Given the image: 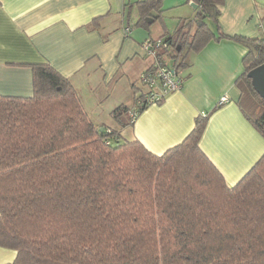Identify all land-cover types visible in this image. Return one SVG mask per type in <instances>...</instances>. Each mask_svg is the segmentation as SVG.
<instances>
[{
    "label": "trees",
    "instance_id": "trees-1",
    "mask_svg": "<svg viewBox=\"0 0 264 264\" xmlns=\"http://www.w3.org/2000/svg\"><path fill=\"white\" fill-rule=\"evenodd\" d=\"M192 2L194 33L179 25L164 39L161 63L179 72L184 50L211 38L243 44L238 106L264 137V100L247 78L264 63V39L214 35L204 20L217 23L223 0ZM136 9L139 27L162 11L160 0ZM31 68L32 96L0 95V247L16 252L7 264H264V154L229 188L198 145L209 114L155 155L95 125L48 64ZM140 97L111 112L120 129L146 107L135 105Z\"/></svg>",
    "mask_w": 264,
    "mask_h": 264
},
{
    "label": "crops",
    "instance_id": "crops-1",
    "mask_svg": "<svg viewBox=\"0 0 264 264\" xmlns=\"http://www.w3.org/2000/svg\"><path fill=\"white\" fill-rule=\"evenodd\" d=\"M140 1L0 0V95L32 96L31 66L48 64L71 83L95 125L136 139L155 155L180 144L195 118L209 114L198 145L231 188L264 154V137L238 106L235 82L247 54L243 44L211 38L198 51L185 49L179 90L146 106L131 126L120 129L111 116L119 106L132 107L142 91L139 76L153 61L142 43L167 39L181 24L189 36L197 27L192 0H175L173 30L166 18L157 20L161 11H151L154 27L138 28L134 5ZM204 22L214 35L264 39V0H223L217 23ZM222 96L226 101L218 103ZM15 256L0 247V264Z\"/></svg>",
    "mask_w": 264,
    "mask_h": 264
},
{
    "label": "built area",
    "instance_id": "built-area-1",
    "mask_svg": "<svg viewBox=\"0 0 264 264\" xmlns=\"http://www.w3.org/2000/svg\"><path fill=\"white\" fill-rule=\"evenodd\" d=\"M168 43L162 39H149L142 43V48L151 59V65L140 74L139 84L142 87L141 97L135 101V105L148 106L158 104L164 97L180 89L183 79L178 71L172 66L162 64L159 58V51L166 49ZM226 97L219 98L218 103L226 101ZM135 110H131L129 116L134 118Z\"/></svg>",
    "mask_w": 264,
    "mask_h": 264
},
{
    "label": "water",
    "instance_id": "water-1",
    "mask_svg": "<svg viewBox=\"0 0 264 264\" xmlns=\"http://www.w3.org/2000/svg\"><path fill=\"white\" fill-rule=\"evenodd\" d=\"M193 8H196L195 3H191ZM155 16L154 12H150L148 17L145 19L146 23H151L153 17ZM247 78L250 79V83L254 91L259 95L261 99L264 100V63L251 69L247 73Z\"/></svg>",
    "mask_w": 264,
    "mask_h": 264
},
{
    "label": "rangeland",
    "instance_id": "rangeland-1",
    "mask_svg": "<svg viewBox=\"0 0 264 264\" xmlns=\"http://www.w3.org/2000/svg\"><path fill=\"white\" fill-rule=\"evenodd\" d=\"M164 2V3H163ZM175 3V0H165V1H163V0H160V5L162 4V11H161V13L159 14V17H158V19L157 20H162V19H164V18H166L167 20H168V22H170V28L173 30L174 28H175V25L177 24V18L178 17H176V14H175V9H174V7H170V6H172V4H174ZM133 9V8H132ZM129 11V10H128ZM134 11H136V12H138L137 11V9H136V4L134 5ZM128 13H130V11L128 12ZM139 18V17H138ZM137 18V19H138ZM160 18V19H159ZM138 21V20H137ZM135 22V21H134ZM146 23V22H145ZM128 23H126V25H127ZM154 24V23H153ZM153 24H148V23H146V27H142V26H140L141 27V29H145L146 31L149 29V28H151V26L153 25ZM158 25H159V23H157ZM140 27H138V28H140ZM152 27H154V26H152Z\"/></svg>",
    "mask_w": 264,
    "mask_h": 264
}]
</instances>
